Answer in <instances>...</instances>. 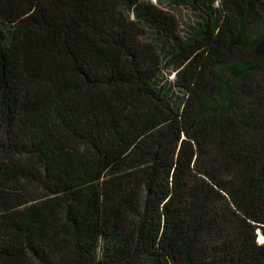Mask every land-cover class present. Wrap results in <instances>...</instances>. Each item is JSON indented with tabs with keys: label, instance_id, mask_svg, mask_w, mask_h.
Returning <instances> with one entry per match:
<instances>
[{
	"label": "trees",
	"instance_id": "16d2710c",
	"mask_svg": "<svg viewBox=\"0 0 264 264\" xmlns=\"http://www.w3.org/2000/svg\"><path fill=\"white\" fill-rule=\"evenodd\" d=\"M177 2L0 0V264H264V0Z\"/></svg>",
	"mask_w": 264,
	"mask_h": 264
},
{
	"label": "rangeland",
	"instance_id": "374dc122",
	"mask_svg": "<svg viewBox=\"0 0 264 264\" xmlns=\"http://www.w3.org/2000/svg\"><path fill=\"white\" fill-rule=\"evenodd\" d=\"M152 2L156 3L160 8L170 11L176 16L177 21L179 22V34L181 36H185L191 28L190 25H194L196 21H198L197 15L193 10L190 9L188 3H178L177 0H152ZM146 36H148L149 38H153L154 34H150L149 31ZM160 45L161 49H165L164 43H160ZM171 70L172 66L168 63L163 67L162 73H164L165 76L167 73H172L171 75H169V78L172 79L174 72H171ZM263 240L264 236L260 231H258V241L263 242Z\"/></svg>",
	"mask_w": 264,
	"mask_h": 264
},
{
	"label": "bare ground",
	"instance_id": "6f19581e",
	"mask_svg": "<svg viewBox=\"0 0 264 264\" xmlns=\"http://www.w3.org/2000/svg\"><path fill=\"white\" fill-rule=\"evenodd\" d=\"M263 235V234H262Z\"/></svg>",
	"mask_w": 264,
	"mask_h": 264
}]
</instances>
